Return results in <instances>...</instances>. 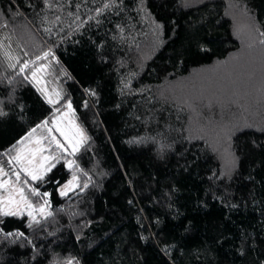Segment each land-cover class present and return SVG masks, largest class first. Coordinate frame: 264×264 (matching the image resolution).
I'll return each instance as SVG.
<instances>
[{"label": "trees", "instance_id": "obj_1", "mask_svg": "<svg viewBox=\"0 0 264 264\" xmlns=\"http://www.w3.org/2000/svg\"><path fill=\"white\" fill-rule=\"evenodd\" d=\"M49 2L0 0V39L31 62L0 55V168L68 102L89 139L20 176L52 216H0L32 241L0 243V264H264V0ZM44 67L54 104L31 81Z\"/></svg>", "mask_w": 264, "mask_h": 264}, {"label": "snow or ice", "instance_id": "obj_2", "mask_svg": "<svg viewBox=\"0 0 264 264\" xmlns=\"http://www.w3.org/2000/svg\"><path fill=\"white\" fill-rule=\"evenodd\" d=\"M114 3V0H109L108 3H105L103 8H97L96 14L100 15L104 9H107L109 7H111ZM44 6L45 7H51L52 5L50 4L49 0H44ZM79 7V5H77V8ZM69 15H72L71 13H69ZM77 19H79V17H77ZM91 19V17H90ZM60 20V17L57 16L55 18V20L52 23H56ZM6 26V25H5ZM45 31H51L50 28H46ZM262 36H264V33H261ZM261 44H264V40L260 41ZM25 56L28 55L27 52L24 53ZM52 52L51 50L46 51L43 53V57L41 56H37L36 60L39 61L43 58H46L48 56H51ZM10 59H12L10 57ZM53 59H55V57H53ZM29 63H31L30 61H23L20 64V72L23 73L24 70L26 68H28ZM17 65L14 63H9V67L10 68H14ZM33 78H35L36 76V72L32 73ZM25 79H27V76H25ZM94 94V93H92ZM53 101L51 99L48 100V103H52ZM67 108L69 111L72 110V105L71 102H68L67 104ZM6 115V113H4L3 111H0V116ZM47 121H43L42 125L46 126L47 125ZM42 125H37L36 128H40ZM36 128H33L32 131L28 134V137H31V135L36 131ZM57 131H61V134L65 136V142L62 143L60 140H57L55 137L52 138V141H50V143L54 142L55 143V147L56 149H59L63 152H68V149L70 148L72 151L69 152V155L74 154L81 143H86L87 140L89 139L84 133L83 130H79V142L77 143H73L72 138H70L66 133H64L61 129H57ZM49 132H51V129H49ZM17 143H20L19 141ZM37 144H39L40 142L37 141ZM15 147V146H13ZM43 151H45V149L43 147H38L36 149L33 150L32 153V157L31 158H25L22 155H20L19 153L15 156V157H11L8 161V163L11 165L13 163V161H15L18 165H19V171L13 170L12 171V175H14L16 177V181L19 182L20 181V172H23L26 176L30 177L31 180L33 181H37V180H43L44 179V175L43 174H39L34 167H30V165L33 164V161L35 159V155L36 153H42ZM50 159H55V157H50V156H44L42 157V162H46ZM68 164L69 167H71L75 162L74 161H67L66 162ZM41 167H43V163H41ZM55 167V164H52L50 167H48L46 169V171H51V168ZM0 173L4 174V175H8V173L4 172L3 168H0ZM77 177L75 176V174L73 175V179L71 181L68 182V184L64 185V189L61 191V195H67L68 191L73 190V183L76 181ZM11 182L9 180H5L3 182H0V187H5L6 185L10 184ZM25 184L28 183L27 180L24 181ZM88 184L85 183L83 185V188L81 190H83L84 188H87ZM16 191L19 192V199H16L14 195H12L11 193L9 194V196L3 200H0V216L3 217H22L24 216V214L26 213L27 217L29 218L28 220V227L32 228L34 225H40L42 220H47L49 217L52 216V212L51 211H46V208L48 207V200H44L42 204L40 205H34L31 201H29V199L25 196L23 189H16ZM29 191L31 192V194L33 196H37L40 197L41 195H43L44 197H47L49 194L48 193H43L41 194L37 188L35 187H30ZM38 214V215H37ZM3 222L0 221V224H2ZM18 240H22V241H27L28 244H32V241L28 238V236L19 230L16 231H11V232H5L3 230L2 227H0V243L3 242H10V243H16ZM64 264H80L79 260H77L75 257H70L67 258L66 261L64 262Z\"/></svg>", "mask_w": 264, "mask_h": 264}, {"label": "rangeland", "instance_id": "obj_3", "mask_svg": "<svg viewBox=\"0 0 264 264\" xmlns=\"http://www.w3.org/2000/svg\"><path fill=\"white\" fill-rule=\"evenodd\" d=\"M0 55L5 65L8 68H10L9 63H14L18 66L20 62L22 61V56L20 52L17 50L16 46L13 44L11 39L7 37L6 35L0 39ZM10 57L12 59H10ZM10 69H13V68H10ZM45 71H46V67L36 70V76L35 78H33L32 76L31 81L36 86L38 91L42 94L44 99L47 102L49 99H51L53 101L51 104H54L59 99V92L56 86L48 83L46 79L47 75ZM58 128L61 129L64 133H66L70 138H72L73 143L79 142V138H80L79 130L80 129L75 124L71 111L67 109L62 115L54 118L51 125L46 128L47 131H44L45 133L44 136H42L43 132L41 133L34 132L31 135V137L27 136L26 138H24L20 142L16 155L19 153L25 158H31L34 149L38 147H43L45 151H43L42 153H36L33 164L30 165V167H34L35 170L39 174L45 175L47 172H49V171H46V169L50 167L52 164H54L56 161V158L58 157L57 155L55 156L49 155V150L52 148V145L55 146V143L52 142L51 143L52 145H51L50 141H52V138L55 137L57 140H60L62 143L65 142V136L61 134V131H57ZM49 129H51V132H49ZM46 137L48 139V141L46 140L48 142V143L46 142L47 145L46 143H44ZM37 141H39L40 143L37 144L36 143ZM68 151L71 152L72 150L69 148ZM44 156L55 157V159H50L46 162H42V157ZM41 163H43V167H41ZM13 170L19 171V165L15 161H13ZM4 172L7 173V170H4ZM10 175L11 174L4 175L0 173V182H3L5 180H9L11 182L5 187H0V200L7 198L10 193L14 195L16 199H19V192L16 191V189H21L22 187L20 186L19 182L16 181V177L14 175L12 176ZM21 175L31 180V178L26 176L23 172H20V176ZM62 190H65V189L63 188ZM24 215H26V213Z\"/></svg>", "mask_w": 264, "mask_h": 264}]
</instances>
